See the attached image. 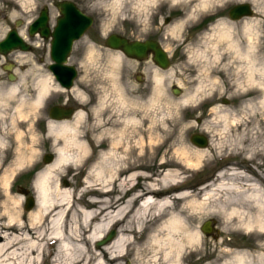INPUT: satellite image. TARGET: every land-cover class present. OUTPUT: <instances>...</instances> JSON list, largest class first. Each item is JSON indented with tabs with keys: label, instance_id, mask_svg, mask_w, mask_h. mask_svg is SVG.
<instances>
[{
	"label": "rangeland",
	"instance_id": "374dc122",
	"mask_svg": "<svg viewBox=\"0 0 264 264\" xmlns=\"http://www.w3.org/2000/svg\"><path fill=\"white\" fill-rule=\"evenodd\" d=\"M58 1L61 0H0V40L15 27L33 46L28 52L15 50L6 56L0 55V218L7 216L6 210L26 218L35 207L29 210L24 207L26 198L34 197V176L44 167V155L54 156L53 148L63 145L60 136L48 131L51 119L45 108L65 99L84 112L76 125L75 137L88 146L87 152L92 151V157L108 145L116 144L122 160L118 163L129 165L134 158L133 148L138 149V161L144 173L134 180L138 189L162 177L169 169L182 172L184 182L171 188L168 195L185 188L200 196L205 186L217 181L221 169H238L249 176L256 172L264 174V108L258 104L264 90L245 82V62L225 42L212 48L211 37L204 39L216 22L241 20H230L228 12L234 5L247 3L255 11L252 2L218 0L206 10H195L187 18L188 6L181 2L146 7V3L138 0H70L93 17V24L73 44L68 60L78 71L73 86L57 90L47 67L51 62L48 42L37 34L32 44L27 28L44 6L49 8L53 23L59 15L55 6ZM253 17L260 23V45L264 51V12H254L250 18ZM235 32L242 45H246L240 29ZM110 33L130 40L159 41L170 56L171 66L163 70L150 57L139 61L122 53V59L117 62L112 57L117 51L104 44ZM203 54L209 63L201 57ZM7 63L14 64L15 80L7 78L8 72L3 69ZM155 69L165 73L161 83L154 79ZM43 76L50 86L48 97L39 106L30 108L35 83ZM199 84L203 85V91L198 99L183 102V95L194 91ZM13 85L18 90L9 94ZM174 86L179 88L180 95L173 94ZM223 114L227 115L225 119L219 117ZM128 117L135 120H127ZM196 132L208 138V146L197 147L191 143L190 136ZM183 148L189 154L200 150V163L186 165V169L162 164V161L179 160ZM253 149H257V157L251 159L247 152ZM65 171L62 184L67 181L68 188L78 193L86 171L78 173L75 167ZM125 175L126 172L122 177ZM6 176L9 177L7 184ZM132 191L129 188L126 196ZM217 214L205 213L193 222L204 240L202 251L190 255L183 264H227L235 252L249 254L247 264H264V257H257L264 254V236L243 229L222 231L223 222ZM206 220L212 221L213 230L209 234L201 231ZM4 221L5 218L0 220ZM213 251L217 257H202Z\"/></svg>",
	"mask_w": 264,
	"mask_h": 264
},
{
	"label": "bare ground",
	"instance_id": "6f19581e",
	"mask_svg": "<svg viewBox=\"0 0 264 264\" xmlns=\"http://www.w3.org/2000/svg\"><path fill=\"white\" fill-rule=\"evenodd\" d=\"M138 1L146 3V7L181 2L188 6L185 16L190 18L195 10H206L218 0ZM239 1L252 2L256 6L253 13L264 12V0ZM251 16H244L238 22H216L204 39L211 37L212 48L225 42L226 47L245 62V82L264 90L260 23ZM238 28L246 38V45H242L237 37L235 30ZM19 34L25 40L26 36L20 31ZM112 57L118 62L123 55L117 51ZM201 57L209 63L204 54ZM164 76L165 73L155 69L157 83H161ZM51 80L57 90H63L54 76ZM35 86L30 108L39 106L49 94L46 76L38 79ZM17 90L18 87L13 85L9 94ZM201 91L203 85L199 84L194 91L183 95V102L197 100ZM258 104L264 108V97ZM83 117L84 112L77 110L71 121L49 122V133L60 136L63 145L53 148L52 161L45 163L34 176L35 207L28 216L25 218L20 213L6 210L7 216L0 218L6 220L0 222V264H183L190 255L202 251L204 240L193 222L209 212L221 216L222 231L243 229L264 236V174L256 172L249 176L242 170L221 169L217 181L205 186L200 196L185 188L168 195L171 188L184 182L180 176L182 172L169 169L162 177L138 189L134 180L144 175L138 161V149L133 148L134 158L129 165L118 163L122 160L116 144H105L108 145L106 150L92 157V151L87 152L88 146L75 137L76 125ZM219 117L225 119L227 115ZM127 120L134 121L135 118L128 117ZM256 153L257 149L248 151L247 157H257ZM179 154V160L162 161V164L186 169L189 165L199 164L202 158L200 150L189 154L183 148ZM73 167L78 173L86 171L83 187L78 193L68 188L67 181L62 184L65 170ZM8 178L4 179L6 184ZM115 182L116 192L113 193ZM129 188L133 191L126 196ZM111 230L115 231L114 237L97 245L96 242ZM206 255L217 257L214 251L206 252L202 257ZM248 255L235 252L227 264H247ZM257 257L262 259L264 254Z\"/></svg>",
	"mask_w": 264,
	"mask_h": 264
},
{
	"label": "water",
	"instance_id": "95a60500",
	"mask_svg": "<svg viewBox=\"0 0 264 264\" xmlns=\"http://www.w3.org/2000/svg\"><path fill=\"white\" fill-rule=\"evenodd\" d=\"M59 16L50 24L49 8L44 6L39 11L38 16L29 24L28 34L34 36L38 34L42 38H50L49 55L51 63L48 69L54 76L55 80L63 89H70L77 77V68L68 63L70 53L75 41L80 39L93 24V17L85 14L73 1L61 0L55 4ZM252 10L247 3L237 4L230 8L228 14L230 19L237 20L244 16L252 15ZM169 18L165 20L167 22ZM19 23L17 22L16 25ZM104 44L107 48L116 50L125 56L139 61L151 58L154 64L160 69H168L171 66V59L167 51L157 40H130L129 38L110 33L106 36ZM32 49L31 44L24 40L15 27L9 29L5 36L0 40V55L6 56L12 51L20 50L28 52ZM3 69L8 72V80H15L16 76L12 73L14 70L13 63L3 65ZM174 95H180L181 91L177 87L172 88ZM225 102V100H224ZM76 111L73 107H64L53 105L50 110V119L60 121L69 119L74 116ZM199 122V120H197ZM192 144L198 147H206L209 144L208 138L201 133H192L190 136ZM52 154H45L43 161L45 163L52 161ZM35 204L33 196L26 198L24 207L26 210L31 209ZM212 221L206 220L201 225V231L205 234L212 232ZM115 235L111 230L103 239L97 242L102 245L110 241Z\"/></svg>",
	"mask_w": 264,
	"mask_h": 264
},
{
	"label": "flooded vegetation",
	"instance_id": "af4514ba",
	"mask_svg": "<svg viewBox=\"0 0 264 264\" xmlns=\"http://www.w3.org/2000/svg\"><path fill=\"white\" fill-rule=\"evenodd\" d=\"M36 37V35H34V36H29V41L30 42H33L32 44H34V38ZM40 37V36H39ZM45 39V38H44ZM47 40V42H48V46H49V48H50V44H51V39L50 38H47L46 39ZM146 40V39H145ZM154 40V39H153ZM50 56V55H49ZM51 62H49L48 63V65L50 64ZM48 67V66H47ZM7 76H8V73H7ZM77 76H78V72H77ZM77 78V77H76ZM53 105H61V106H64V107H73V109H74V111H76L77 109H78V107L76 106V105H70V104H68L67 103V100L65 99V100H63V101H61V103L60 104H51V105H47L46 106V108H45V112H46V115L48 116V118H50V110H51V107L53 106ZM70 119V118H69ZM65 120H67V119H65ZM61 121H64V119L63 120H61Z\"/></svg>",
	"mask_w": 264,
	"mask_h": 264
}]
</instances>
